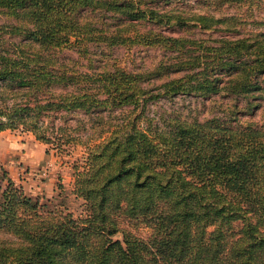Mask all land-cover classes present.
<instances>
[{
    "label": "trees",
    "instance_id": "1",
    "mask_svg": "<svg viewBox=\"0 0 264 264\" xmlns=\"http://www.w3.org/2000/svg\"><path fill=\"white\" fill-rule=\"evenodd\" d=\"M185 1L0 0L17 23L1 33L24 41L0 53V84L64 89L57 101L0 110V131L21 128L57 148L80 140L62 128L46 135L44 110L104 122L128 108L74 165L83 217L26 194L0 165V264H264V118L244 123L232 112L140 125L146 104L162 98L225 94L245 99L248 112L264 100V20L240 33L243 14L225 12L249 0H194L189 10ZM207 32L223 35L211 42L198 34ZM91 44L158 48L170 60L145 71L68 73L54 72L45 54L72 48L86 56Z\"/></svg>",
    "mask_w": 264,
    "mask_h": 264
},
{
    "label": "rangeland",
    "instance_id": "2",
    "mask_svg": "<svg viewBox=\"0 0 264 264\" xmlns=\"http://www.w3.org/2000/svg\"><path fill=\"white\" fill-rule=\"evenodd\" d=\"M161 0L160 7L169 5ZM248 6L240 9L228 7L226 13L243 14L246 23L240 27V33L247 32L258 26L255 21L264 20V0H249ZM180 6L186 10L195 9L194 0H187ZM17 24L16 21L0 11V26ZM261 28L264 29V26ZM143 29V27H142ZM160 30V29H159ZM163 30V29H162ZM0 30V53L13 54L19 45H23L19 36L10 33H1ZM164 34H174L167 30L161 31ZM200 36L212 40L219 38V32L198 33ZM236 36V35H235ZM25 52L30 50L24 48ZM50 56L54 63V72L74 71L97 72L104 68H113L114 65L132 71L152 70L162 61L170 60V53L158 48L145 46H134L130 49L124 47H106L104 45H89L86 56L79 55L74 49L53 50L45 53ZM159 85V81H153ZM151 85V84H150ZM0 84V110H7L11 104L22 105L30 102L44 104L48 101H57V93L64 91L61 86L54 89L43 88L40 90H19L14 86ZM74 88V87H69ZM55 94V95H54ZM232 98V99H231ZM246 100L238 97L233 98L225 94L202 97L199 95H178L172 98H162L158 101H150L144 107L143 118L140 125L152 126V128L165 127L174 118L203 121L213 115L234 113L240 122H258L261 124L264 115V100L261 107L248 112ZM127 109H115L111 115L112 119H105L100 122L93 114H85L82 111H53L44 110L41 115L42 128L46 135L54 137L59 128L66 129L65 132L79 138V143H64L55 148L51 143H43L35 138L31 132L23 131L21 128L5 129L0 131V165L8 170V174L21 185L26 194L32 197H39L42 202H49L62 205L75 217H83L87 214L84 202L73 193L75 166L81 164L85 157L86 146L89 139L96 138L100 131L107 128L108 121L122 120L127 116ZM105 116L108 113L104 114ZM232 117V116H231ZM236 119V120H237ZM61 132V130H60ZM114 238H121L115 234ZM6 235L0 233V239Z\"/></svg>",
    "mask_w": 264,
    "mask_h": 264
}]
</instances>
